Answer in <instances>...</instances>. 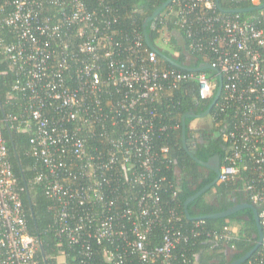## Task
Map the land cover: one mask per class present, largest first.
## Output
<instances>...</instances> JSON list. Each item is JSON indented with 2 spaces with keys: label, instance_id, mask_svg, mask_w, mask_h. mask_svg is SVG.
I'll return each mask as SVG.
<instances>
[{
  "label": "built area",
  "instance_id": "2783aa9c",
  "mask_svg": "<svg viewBox=\"0 0 264 264\" xmlns=\"http://www.w3.org/2000/svg\"><path fill=\"white\" fill-rule=\"evenodd\" d=\"M251 11L172 0L156 18L176 16L201 65H212L209 75L160 67L139 31L119 30L111 0H0V33L14 35H0V54L16 75L10 98L21 107L7 119L34 129L30 153L45 166L35 179L51 199L59 242L80 247L70 264H92L94 244L108 264H175L174 249L188 236L175 209L163 214L161 172L173 161L170 147L154 142L179 125L162 123L157 104L186 82L211 99L220 75L213 117H221L228 150L219 181L238 183L259 206L262 250L253 264H264V6ZM154 227L162 243L150 246ZM37 250L0 127V264H38Z\"/></svg>",
  "mask_w": 264,
  "mask_h": 264
},
{
  "label": "trees",
  "instance_id": "16d2710c",
  "mask_svg": "<svg viewBox=\"0 0 264 264\" xmlns=\"http://www.w3.org/2000/svg\"><path fill=\"white\" fill-rule=\"evenodd\" d=\"M165 1L111 0V3L120 11L119 30L139 31L144 37V45L151 48L146 41L144 21ZM220 4L222 9L229 13H234L233 10L252 7L248 0H220ZM252 12L254 11L241 12V15L246 16ZM176 20L174 15L165 24L160 19L154 21V25L152 21L148 23L146 30L150 41L154 47L179 64L186 67H198L204 60L200 54L190 48V39L187 38L184 33L185 30ZM167 33L170 42L164 43V35ZM1 34L6 35L9 41L14 39V35L6 28L2 30ZM158 61L162 68L183 69L171 64L159 53ZM203 71L209 75L215 74L212 69ZM211 72L212 74H210ZM15 80V73L10 69L4 56L0 54V127L23 203L28 232L38 243L36 259L38 264H70L80 256L78 254L80 247L67 243L60 244L59 242L53 226L54 214L49 210L51 199L48 197L43 184L35 179L37 172L45 170V166L41 160L30 153V139L34 129L24 130L14 126L7 119L9 114L19 112L21 109L19 103L10 98ZM217 88L218 85L216 91ZM197 90L195 82L182 83L179 88L166 89L161 101L157 104L159 111L163 113L162 123L179 125L178 128L170 127L161 139L154 142L155 146L168 145L170 152L166 158L173 161L169 168L162 167L161 174L166 177V181L161 186L160 205L165 216L171 209H175L182 216L181 221L177 222L176 226L188 236L187 240L178 243L174 249L175 264H230L256 245L258 228L251 208H244L225 217L197 218L227 210L236 205V202H252L249 196L234 201L235 194L238 195L242 191L239 184L235 182L218 181L189 203L188 211L192 218L186 215V199L216 178V173L213 171H209V175L205 176L201 171L202 165L191 156V153L195 150V155L204 161L215 154H219L224 161L228 150V144L221 136L223 124L218 125L217 123V119L221 117H213L216 107H213L210 112L213 121L212 128L204 131L200 141L195 144L194 150L184 145L183 115L189 111L199 114L205 112L214 99V96L211 99H199ZM192 119H186L189 137L194 136V130L191 127ZM131 190L128 188L126 193H131ZM199 221H201V225L196 227V223ZM235 225L238 226V231L233 230L232 227ZM148 243L150 246L162 243V229L160 227L152 228ZM261 250L262 248L259 247L247 260L239 264H253ZM94 251L92 264H108L104 259L102 247L94 244Z\"/></svg>",
  "mask_w": 264,
  "mask_h": 264
},
{
  "label": "water",
  "instance_id": "95a60500",
  "mask_svg": "<svg viewBox=\"0 0 264 264\" xmlns=\"http://www.w3.org/2000/svg\"><path fill=\"white\" fill-rule=\"evenodd\" d=\"M216 1V5L217 7L223 11V12H228L224 9H222L221 7V4H220V0H215ZM172 2V0H166L164 3H162L159 7H157L154 12L149 15L145 21H144V32L146 34V41H147V44L154 50H156L162 57H164L165 59H167L171 64L175 65V66H178L180 68H187L186 66L182 65V64H179L178 62H176L173 58L165 55L161 50L157 49L156 47H154L150 41V38L148 36V33H147V30H146V26L148 23H150L152 21V24H154V21L156 20V18L159 16V14L161 13V11L166 8L170 3ZM264 5H260L258 7H250V8H247V9H238V10H233V12H247V11H251V10H254V9H257V8H261L263 7ZM212 65L211 64H204V65H200L198 67H192L191 69L192 70H195V71H199V70H206V69H212ZM220 83H219V86L217 88V91H216V94L214 96V99L213 101L211 102L210 106L208 107V109L199 114V113H196L194 111H189L187 113H185L183 115V118H182V130H183V142H184V145L187 147L188 146V142H191V141H195V138H190L188 135H187V123H186V119L187 118H195V117H205L207 115H209L211 109L214 107L215 103L217 102V100L219 99L220 95H221V92H222V88H223V78L222 76L220 75ZM191 156L202 166H205V167H208L209 169L213 170L215 173H216V178L208 183L207 185H205L203 188H201L199 191H197L195 194L189 196L186 201H185V208H186V215L190 218H192L189 214V211H188V205L191 201H193L194 199H196L198 196H200L201 194H203L204 192L207 191V189H209L210 187H212L214 184L218 183L219 181V174H220V164H221V156L219 154L217 155H214L212 157H210L207 161H204V160H201L199 159L196 155H195V150L194 152L191 153ZM244 208H251L254 212V218H255V221H256V225H257V228H258V241L256 243V245L250 250L248 251L245 255H243L242 257H240L239 259H237L236 261L230 263V264H239L245 260H247L261 245V241H262V237H263V226L261 224V221H260V218H259V212H258V206L252 202H243V203H239V204H236L232 207H230L229 209L227 210H224V211H220V212H216V213H212V214H207V215H202V216H199L197 218L199 219H204V218H210V217H225V216H228L234 212H237L239 210H242Z\"/></svg>",
  "mask_w": 264,
  "mask_h": 264
},
{
  "label": "rangeland",
  "instance_id": "374dc122",
  "mask_svg": "<svg viewBox=\"0 0 264 264\" xmlns=\"http://www.w3.org/2000/svg\"><path fill=\"white\" fill-rule=\"evenodd\" d=\"M164 37H165L164 38V41H165L164 43H166V42L169 43L170 42L169 34L168 33L165 34ZM210 74H212V72ZM211 126H213L212 118L209 115H207L205 117H195L191 121V127L194 130V133L197 134V135H198V132L201 129H204V128H207V127H211ZM232 228H234L233 230L238 231L237 230L238 229L237 225H235Z\"/></svg>",
  "mask_w": 264,
  "mask_h": 264
},
{
  "label": "flooded vegetation",
  "instance_id": "af4514ba",
  "mask_svg": "<svg viewBox=\"0 0 264 264\" xmlns=\"http://www.w3.org/2000/svg\"><path fill=\"white\" fill-rule=\"evenodd\" d=\"M210 116V115H209ZM212 124H213V121H212ZM208 128H212L211 127H207V128H204V129H201L199 132H198V135L197 134H193L194 136H191L190 138H195L196 142L194 141H191V142H188V147L193 149L195 148V144L197 143V141H200V138L203 136L204 134V131ZM194 150V149H193ZM217 155V154H215ZM214 156V155H213ZM212 157V156H211ZM221 162H222V159H221ZM220 167H221V164H220ZM202 173L205 175V176H208L209 175V171H213L211 169H209L208 167H205V166H202V169H201ZM214 172V171H213ZM236 196V197H235ZM234 196V201H237L239 198H245L247 197L248 198V195L246 193H244L243 191H241V193H239L238 195L235 194ZM240 203H243V202H240ZM236 204H239L238 202H236Z\"/></svg>",
  "mask_w": 264,
  "mask_h": 264
}]
</instances>
